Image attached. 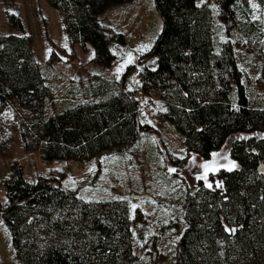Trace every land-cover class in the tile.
Returning <instances> with one entry per match:
<instances>
[{"label": "trees", "instance_id": "trees-1", "mask_svg": "<svg viewBox=\"0 0 264 264\" xmlns=\"http://www.w3.org/2000/svg\"><path fill=\"white\" fill-rule=\"evenodd\" d=\"M46 1L60 13L71 44H91L95 63L112 65L111 43L124 39L98 18L131 0ZM155 1L163 26L140 60L142 92L166 104L161 117L182 136L189 153L208 159L229 144L238 163L218 171L221 186L201 182L189 193L176 264H264V136L254 134L264 133V20H251V0H213L227 36L217 45L212 6ZM256 2L264 10V0ZM11 20L23 30L19 17ZM238 48L261 62L254 76L263 91L257 104L245 85ZM88 89L95 100L47 114L53 91L32 39L0 32V116L13 104L26 112L19 126L27 151L39 152L45 162L89 161L123 152L151 130L136 94L118 82L99 79ZM4 186L8 201L0 204V216L20 264H137L126 199L85 200L52 176L31 181L18 160Z\"/></svg>", "mask_w": 264, "mask_h": 264}, {"label": "rangeland", "instance_id": "rangeland-1", "mask_svg": "<svg viewBox=\"0 0 264 264\" xmlns=\"http://www.w3.org/2000/svg\"><path fill=\"white\" fill-rule=\"evenodd\" d=\"M198 2L212 6L214 38L217 45L221 44L227 36L218 19L216 6L213 7L215 3L213 0ZM253 4L258 7L253 8ZM251 7V20H264V10L256 0H251ZM13 15L20 18L22 31L12 25ZM98 19L101 25L112 30L114 37L120 33L124 39V42L113 39L111 49L116 59L108 67L95 63V49L91 44L83 48L70 43L60 13L46 0H0V32L26 35L33 41L35 58L53 91L47 104V114L95 100L88 87L93 81L105 79L116 81L136 94L141 114L151 130L142 131L137 142L123 152L107 153L83 162H45L39 152L25 149L19 123L26 117V112L13 104L0 116V204L3 207L7 204L4 183L12 162L18 160L31 181L39 175L52 176L59 178L65 189L76 192L85 200L126 199L130 205L137 264H176L179 239L186 229L183 214L189 193L199 188L201 182L206 187L208 183L218 186L217 182H222L216 176L218 171L237 168L230 163L235 160L230 155L229 144L213 151L218 155L213 157L211 154L208 159L189 153L182 136L161 117L166 104L157 97L146 96L140 88L141 57L151 50L163 26L156 1L131 0L117 4L106 9ZM148 45L150 47H143ZM237 50L245 85L257 104L263 91L256 85L254 76L261 62L254 54ZM128 53L132 54L133 62L117 73L116 68L128 59ZM254 134L264 136L260 132ZM237 136L247 137L249 134ZM211 160H215L218 167H226L210 171L208 181H205L202 164ZM173 168L177 171H170ZM0 264H20L11 231L1 216Z\"/></svg>", "mask_w": 264, "mask_h": 264}, {"label": "snow or ice", "instance_id": "snow-or-ice-1", "mask_svg": "<svg viewBox=\"0 0 264 264\" xmlns=\"http://www.w3.org/2000/svg\"><path fill=\"white\" fill-rule=\"evenodd\" d=\"M252 6H253V8H257L258 7V5H256V4H253ZM213 7H215V5H213ZM253 18L255 19V17H253ZM143 47H145V48L146 47H150V45L143 46ZM133 60H134V58L132 57V54L131 53H128V59L125 60L122 64H120L116 68V72L117 73H121L124 70L125 65L128 64V63L133 62ZM233 107H236V106L233 105ZM165 111H166V109H165ZM212 155H213V157H216L218 155V153H212ZM192 159H193V163H195V156H193ZM230 163H231L232 167H238V165H237V163L235 161H230ZM202 167L204 169L203 179L205 181H208V173L210 171L211 172L218 171L219 170V167H226V165H219V167H218L217 164H216V161L215 160H211V161H204L203 164H202ZM229 170H231V169H229ZM170 171L175 172L177 170L175 168H173V169H170ZM217 183H218V186L222 184V182H217ZM207 186L209 188H211L212 187V184L211 183H208ZM132 207L135 208L136 205L133 204ZM228 230L229 231H235L234 228L233 229H228Z\"/></svg>", "mask_w": 264, "mask_h": 264}]
</instances>
